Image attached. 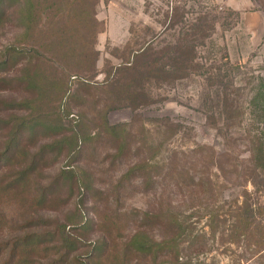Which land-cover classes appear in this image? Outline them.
<instances>
[{
	"label": "rangeland",
	"instance_id": "rangeland-1",
	"mask_svg": "<svg viewBox=\"0 0 264 264\" xmlns=\"http://www.w3.org/2000/svg\"><path fill=\"white\" fill-rule=\"evenodd\" d=\"M17 18L0 27V60L11 48L26 58L36 50L52 65H41L48 90L40 109L0 112L39 126L0 173L3 186H15L36 164L29 191L0 193V214L11 222L0 246L33 238L37 253L27 259L50 264L63 253L65 227L77 241L63 264L88 263L114 214L116 243L139 233L165 241L173 216L183 231L178 259L157 264H264V174L251 157L264 149V0H50L29 37ZM28 96L0 88V100ZM4 143L2 131L0 167ZM135 166L143 170L125 178ZM81 183L88 191H78ZM58 185V201L32 200ZM135 211L159 215V224Z\"/></svg>",
	"mask_w": 264,
	"mask_h": 264
},
{
	"label": "trees",
	"instance_id": "trees-1",
	"mask_svg": "<svg viewBox=\"0 0 264 264\" xmlns=\"http://www.w3.org/2000/svg\"><path fill=\"white\" fill-rule=\"evenodd\" d=\"M26 4L24 6L20 5L22 0H0V27H3L6 22L12 21V19L17 18L20 22V27L25 31V36L29 37L34 32V26L37 25V19H40L43 13H45L50 7V0H43V4L38 10L35 7V3L39 0H25ZM19 3L21 7L19 10H16L15 5ZM37 6V5H36ZM87 23L90 24V29H94V23L92 18L90 17L87 20ZM95 32H92V37ZM63 51V45L58 40L56 46L52 53V57H59ZM44 54V53H43ZM39 53L36 50H33V55H29L27 58L24 56L23 51L11 48L8 49L2 60H0V88L15 86L18 87L21 91L25 92L29 98L21 100L20 102H9L0 100V112L4 109H31L36 110L40 107V99L39 97L46 93L48 88V80L46 79V71L45 68L41 66L44 62H48L52 65V61L47 58H44V55ZM42 59V60H41ZM17 63H21V72L18 77L14 76L11 78L7 77L10 71L9 69H13L17 66ZM35 64V66H33ZM52 69V66L49 67ZM17 71V70H16ZM264 87V82H262ZM258 98V97H257ZM264 101V94L261 95L260 98ZM257 100V99H255ZM40 109V108H39ZM39 126L32 122H26V120L22 117L12 116L10 119L0 118V132L3 131V137L5 139L4 143V151L7 152L2 157V160H6V165L4 167H0V173L3 168H8L14 163V160L20 159V152L24 144V138L26 136H33V133L38 131ZM107 130L111 131L112 134L118 136L116 132V128L106 127ZM54 146H45L44 148L51 150ZM252 163L254 167L261 171L264 174V149L261 145L255 146L252 154ZM36 164L35 161L30 160L27 168L18 173V178L14 180L18 185L11 186L8 184L3 186V180H0V193H4L9 189L16 188L19 185H24V189L29 191L30 189V175L35 171ZM141 172L143 170V166H135L132 168L124 177L126 178L128 175L132 174L134 171ZM71 171L63 172L61 175L60 183L66 184L67 179L71 178V175H68ZM123 177V178H124ZM193 181V180H192ZM56 183V182H55ZM59 183V184H60ZM193 186H199L200 181L197 183H193ZM59 185L55 188L54 186L43 189L39 196L34 197L32 200L36 201L37 205L47 202L49 199L53 198L58 201V197H54L55 194L58 193ZM88 191L89 188L81 183L79 190ZM1 196V194H0ZM135 213H138L135 211ZM142 220L145 222H152V224H159L160 216H152L149 213H138ZM116 214L111 219H107V223L102 225L103 231H105V236H107V240L102 243L97 249L94 251V255L88 256L89 264H137L145 261L147 264H157V261L161 258H170L172 261L177 262L178 259V249L180 238L183 235L182 225L178 222L176 218L173 216L167 221L166 230L168 238L165 241L156 242L153 240H149L143 234H133L129 241L116 243L111 236V228L113 226L118 227V219H113ZM11 222L5 218L2 214H0V234L2 230L9 227ZM31 224V223H29ZM88 223L83 224L81 228H87ZM65 227L61 228L62 232H59V239L61 241L62 247V255L59 260H56L50 264H63L67 262L68 257L74 253V247L76 243V239H73L70 234L66 235L64 233ZM118 227L115 230H119ZM33 238L27 237L22 238L17 243H14L9 248V244L4 243L0 246V259L7 255L6 261L3 264H34L28 258L33 254L37 253V242H32ZM89 255V254H88ZM87 257V256H86ZM75 260V259H74ZM78 260L79 264H88ZM66 261V262H65Z\"/></svg>",
	"mask_w": 264,
	"mask_h": 264
}]
</instances>
